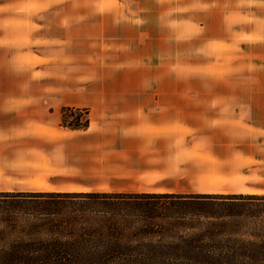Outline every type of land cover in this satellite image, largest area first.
Here are the masks:
<instances>
[{"label":"rangeland","instance_id":"obj_1","mask_svg":"<svg viewBox=\"0 0 264 264\" xmlns=\"http://www.w3.org/2000/svg\"><path fill=\"white\" fill-rule=\"evenodd\" d=\"M46 2L33 6L41 24H24L15 62L0 55V191L135 186L108 175L88 140H76L80 168L70 158L58 169L74 139L42 124L53 108L89 114L101 96L264 95V0Z\"/></svg>","mask_w":264,"mask_h":264},{"label":"trees","instance_id":"obj_2","mask_svg":"<svg viewBox=\"0 0 264 264\" xmlns=\"http://www.w3.org/2000/svg\"><path fill=\"white\" fill-rule=\"evenodd\" d=\"M0 264H264V194L0 191Z\"/></svg>","mask_w":264,"mask_h":264},{"label":"crops","instance_id":"obj_3","mask_svg":"<svg viewBox=\"0 0 264 264\" xmlns=\"http://www.w3.org/2000/svg\"><path fill=\"white\" fill-rule=\"evenodd\" d=\"M47 4L46 0H0V55L15 62L17 40L28 33L24 24H41L43 10L36 7ZM28 6L35 10L32 15L18 16V10ZM92 100L86 130L61 126L65 107L42 115V124L58 137L74 139L69 159L58 154V169L70 168L66 163L70 158L79 161L72 168H80L81 148L76 140H88L93 144L90 156L103 154L108 175L130 178L135 184L113 191L264 194V95L101 96Z\"/></svg>","mask_w":264,"mask_h":264}]
</instances>
